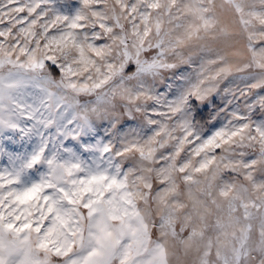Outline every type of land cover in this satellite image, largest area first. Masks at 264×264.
<instances>
[{"label": "clouds", "instance_id": "clouds-1", "mask_svg": "<svg viewBox=\"0 0 264 264\" xmlns=\"http://www.w3.org/2000/svg\"><path fill=\"white\" fill-rule=\"evenodd\" d=\"M0 264H264V0H0Z\"/></svg>", "mask_w": 264, "mask_h": 264}, {"label": "snow or ice", "instance_id": "snow-or-ice-1", "mask_svg": "<svg viewBox=\"0 0 264 264\" xmlns=\"http://www.w3.org/2000/svg\"><path fill=\"white\" fill-rule=\"evenodd\" d=\"M40 159V157L39 156H36V157H34L33 158V162H36V161H38ZM113 184H115L116 183V181L115 180H113V182H112ZM110 187V186H109ZM30 195V194H29ZM8 227L9 228H12L13 227V225L12 224H9L8 225Z\"/></svg>", "mask_w": 264, "mask_h": 264}]
</instances>
